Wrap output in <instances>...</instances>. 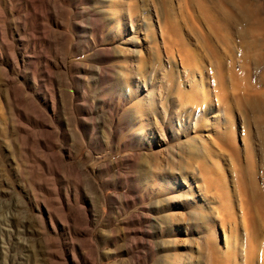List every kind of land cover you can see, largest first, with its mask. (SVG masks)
Listing matches in <instances>:
<instances>
[{"label":"rangeland","instance_id":"obj_1","mask_svg":"<svg viewBox=\"0 0 264 264\" xmlns=\"http://www.w3.org/2000/svg\"><path fill=\"white\" fill-rule=\"evenodd\" d=\"M200 1L0 0V264H262L264 98L236 101Z\"/></svg>","mask_w":264,"mask_h":264},{"label":"bare ground","instance_id":"obj_2","mask_svg":"<svg viewBox=\"0 0 264 264\" xmlns=\"http://www.w3.org/2000/svg\"><path fill=\"white\" fill-rule=\"evenodd\" d=\"M208 1H209V4H210V2L212 3L210 6L208 3H207L208 5H205L206 3L204 4L201 1L198 2V6H199L198 8L202 14L201 17L203 18V22H205L204 24H205V27L207 28V33L201 34L200 44H201L202 48H204V50L206 51L207 54H211V52L219 53L218 52L219 51L218 44L221 43L224 46L223 47V50H224L223 53L225 56H227L228 58H231V60H233V61L237 55L240 57V62H241L240 70H238V71L235 70V64H234L235 61L234 62L232 61V63L228 67V69L230 70L232 78H236V81L232 83V89L237 94L236 101H238V102H242V101H244V102L248 101L249 102L250 101L251 102V100H254V102H255L256 101L255 97H257L258 95H261V94H263L262 98H264V92L257 89L253 79H251L252 78L251 74L253 73L251 68L254 66L252 64H255V66H261L264 68V5H263V3L260 0H207V2ZM181 11H182V9H181ZM183 14L184 13H182V15ZM188 16L191 18V16L193 17V14L189 13ZM182 17H185V16H182ZM189 17L186 16L185 19L188 20L187 18H189ZM178 22L179 21L177 20L176 23H178ZM170 27H172V26H170ZM173 27L172 28L174 29V31L176 32V35H177L176 42L181 43L180 47H181L182 52L180 51V54L182 57L181 58L182 62H184V64L186 63V65L194 64L197 67V70H199V72L201 74V71L203 69V67L199 66V65H201L200 64L201 58L198 55H196L192 51V49H189V48L187 51L189 52V54H191L190 57L192 59H189V57L186 56V53H184L186 51V50H184V46H185L186 42L184 43L185 40L180 35L181 34V30H180L181 26H180V28H179V26L178 27L173 26ZM214 40L217 41L218 44L213 42ZM236 42L240 46V49H241L240 54L236 53L237 52L235 50L236 44H237ZM180 47H179V49H180ZM177 50H178V48H177ZM170 53L173 54L171 52V49H170ZM189 60H190V63H189ZM187 62H188V64H187ZM190 71H192V69H190ZM262 74H263V72H262ZM262 77L264 78V76H262ZM224 79L225 78L222 74H219L218 77H216V82H217L216 95H217V98L222 101V104L224 106H227V102L225 100L227 98V92H226L227 89L224 85ZM251 80L253 83L251 82ZM201 90L199 92H201ZM256 99L258 100L260 98L257 97ZM262 103H264V102H262ZM251 107H253V106H251ZM253 108H255V107H253ZM255 111H259V110L256 109ZM255 113H257V112H255ZM257 117H258V115H257ZM261 117H263V116H261ZM258 122L260 123V121H258ZM263 140H264V133H263ZM263 151L264 150L262 148L261 154H263ZM263 159H264V156H263ZM262 165H261V167H262ZM247 168H248V166H247ZM262 168L263 169H261V170H263L262 172H264V166ZM250 170L253 171L254 169L252 170L250 167ZM250 176H253V175L251 174ZM261 179H262V177H261ZM248 181L252 182L250 179ZM247 190H248V188H247ZM249 191L250 192L245 190L243 192V194L245 196V202H244L245 207H243V211H244L243 213L244 214L250 213L249 215L248 214L246 216L244 215V224H245V227L247 228V231L251 228L255 232L260 231L262 233V231L264 232V188L262 189L257 184L251 183V190L249 188ZM247 216H249V217L246 218ZM249 226H250V228H249ZM246 228H244V229H246ZM249 234H250V232H249ZM249 234L247 236H249ZM258 234L261 236L260 233H258ZM263 234L264 233H262V235ZM259 235H256V236H259ZM247 236H246V238H248ZM263 237H264V235H263ZM263 237H261V238H263ZM251 239H250V241H251ZM255 240H256V238L254 239V241ZM252 241H253V239H252ZM258 241H259V239H258ZM251 244L252 243H250V245ZM262 244L263 243L260 241V243H259L260 248L264 247V244L263 245ZM252 245H255V244H252ZM250 247H252V246H250ZM250 247H249V249H251ZM256 247H258V245ZM247 248H246V250H247ZM259 250H261V249H259ZM250 251L251 250H249V252ZM257 252H258L257 254H260L258 250H257ZM261 253H262L260 255L261 258H258V262L262 260V264H264V251H261ZM257 254L255 252V255H257ZM245 255H247V253ZM253 255H251V256H253ZM255 258H256V256H255ZM259 259H261V260H259ZM243 260H244V258H243ZM244 264H248V261L244 262ZM250 264H251V262H250Z\"/></svg>","mask_w":264,"mask_h":264}]
</instances>
